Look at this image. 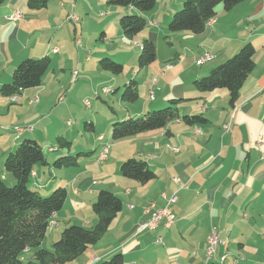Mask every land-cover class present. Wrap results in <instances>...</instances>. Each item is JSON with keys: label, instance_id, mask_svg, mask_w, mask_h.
Returning <instances> with one entry per match:
<instances>
[{"label": "crops", "instance_id": "1", "mask_svg": "<svg viewBox=\"0 0 264 264\" xmlns=\"http://www.w3.org/2000/svg\"><path fill=\"white\" fill-rule=\"evenodd\" d=\"M158 1L168 2L167 17L170 19L184 2V0ZM75 2L76 0L64 2L62 0L60 4L62 21L69 22L68 16L76 15ZM95 2L100 4L101 10H106L105 14L99 13L100 17L104 18L110 14L99 23L103 38L108 36L107 31L111 25L120 26L119 18L125 14L145 17L150 28L160 26L155 22L153 14H143L134 8H109L102 4V0ZM83 8H87L86 11L97 10L91 3ZM15 11L23 13V19L20 22L8 21L7 18ZM252 12L253 18L249 20L246 17ZM28 14L27 0H7L0 7V88L12 82L14 69L26 59L49 56L54 66L58 64L63 66L69 60L68 46L62 45L61 52L59 46L52 44L53 39L39 46L37 43L31 46L30 41L29 45L19 44L32 28L28 26V17L25 18ZM237 16L243 17L240 19L243 24L236 29V35H228L218 27L221 21L229 25L228 21ZM253 19L257 22L254 23ZM48 20L54 22L57 17L52 16L51 20ZM62 24L60 23L59 28ZM78 25L75 28V38L77 34L83 35L80 34L82 31ZM233 26L229 25L230 28ZM65 28L63 25L62 29ZM51 29L48 27L40 30ZM122 35V32L116 33L119 37L117 39L123 40ZM152 37L153 35H150L148 38L153 40ZM178 37L193 39L197 45L186 44L181 51L175 44L177 48L168 50L169 57L165 62L166 65L173 63L174 69H167L162 64L155 69L153 63L143 74L147 75L146 78L143 80L136 78L143 94L131 106H122V111L117 114L114 122L121 118L124 120L138 118L149 111L166 107L170 100L176 99L175 97L196 99L193 101L197 104L194 107L186 108L190 103L179 106L181 116L203 115L208 122L201 126H187L176 120L169 123L165 129L122 140L120 147L123 150L131 148L130 153L121 150L117 152L115 150L117 144L114 142L110 145L100 134L97 138L89 135L82 145L78 143L73 146L76 136L84 134L78 130V123L77 129L73 130L67 127L70 121L67 120L66 125L64 120L68 115L71 117L74 108L80 105L76 103V96L72 92L67 93L68 96L65 98H60V93L72 85H75L72 89L83 88L91 80L93 73L101 75L97 58L95 60L92 58L93 53L95 57L101 58L110 57L108 54L111 51L118 52L120 56L123 55L120 57L122 60L130 59L134 65L138 54L133 47L134 44L127 46L124 42V48L109 51L106 48L97 49L92 45L76 48L79 72L75 69L68 81L53 68L43 77L39 88L24 91L17 97L15 103L0 93V174L9 185H13L15 180L5 172L4 161L24 139L35 140L44 150L55 145V140L61 137L72 143L70 150L53 148L51 151L49 148L46 155L48 165L56 156L58 159L73 156L76 157L78 166L70 169L71 175L64 186L68 191V197L63 209L54 217V221L61 223L55 229V234L47 233L45 240L50 236L53 244L59 239L61 232L71 225L93 228L97 223V217L92 212V205L101 190L111 191L123 202L122 212L102 240L69 264H98L110 259L115 253L123 254L125 264H204L205 246L213 228L219 230L221 239L225 242V245L218 249V257L228 253L226 264H264V0H247L231 12L219 7L216 22L208 26L202 34L183 33L178 34ZM61 38L62 36L58 37L60 40ZM156 38L159 39V34L155 36ZM247 42L255 47L256 66L240 91L234 107L230 106L229 93L226 90H218L211 94H201L193 90L194 81L231 58ZM169 45L172 47L173 43ZM55 48L58 49V53L53 52ZM207 54L211 58L199 65L198 62ZM61 70L64 73L67 71L64 68ZM75 72L79 73L76 80ZM80 74L84 81L74 84L80 79ZM155 88L159 94L156 95L155 91L152 100L150 93ZM77 96L82 100L83 95ZM95 98L99 99L100 96ZM57 100L59 102L51 109L53 102ZM48 104H51V107L46 110ZM58 108L66 112L65 116L60 117L58 123L51 124L48 117ZM87 108L90 109L92 106ZM214 114H218L217 126L211 118ZM230 116L232 117L230 130L223 132L222 126H226ZM82 119L84 122L90 120L93 127L88 131L96 134L94 114L85 112ZM18 126L32 128V131L24 130L18 133L15 130ZM104 145L109 146V154L107 160L100 161ZM56 152L57 154H54ZM131 158L146 161L157 174V179L142 185L123 177L120 172L121 164ZM38 169L35 168V176L30 187L36 191L48 190L51 184L46 182L45 176L42 177ZM163 194L167 198L176 197L172 206L176 218L174 225L170 229L160 227L154 231L139 232L138 226L149 218L145 213L146 208L152 204L157 208L166 205ZM62 222L65 224L64 229L61 228ZM44 242L42 247L47 248ZM32 258V251H26L23 255L25 262Z\"/></svg>", "mask_w": 264, "mask_h": 264}, {"label": "trees", "instance_id": "2", "mask_svg": "<svg viewBox=\"0 0 264 264\" xmlns=\"http://www.w3.org/2000/svg\"><path fill=\"white\" fill-rule=\"evenodd\" d=\"M6 1L0 0V7ZM50 1L27 0V8L30 11H42L49 7ZM105 1L109 6L134 8L143 14L153 11L158 2V0ZM245 1L247 0H184L182 7L172 16L168 30L173 33L187 32L200 35L208 26H211L213 21L216 22L219 7L226 12H231ZM119 24L123 35L132 40L146 29L148 20L140 15L125 14L121 16ZM141 50L138 65L142 70L155 63L157 50L153 40L150 39L141 44ZM255 54V47L250 42L245 43L231 58L194 81L195 89L201 94L226 90L229 93L230 106L234 107L245 82L255 70ZM50 66L49 56L22 61L14 69L12 82L0 88L1 95L15 103L16 96L42 85L43 77ZM99 67L113 75H120L124 71L123 65L112 61L107 56L100 58ZM95 96L99 97V94L96 93ZM138 99L139 84L133 79L124 85L121 100L133 104ZM193 101L196 99H172L168 106L159 111H149L138 118L117 121L112 125V139L119 141L162 130L176 120H180L187 126L206 124L208 120L203 115H180L179 106ZM92 127V123H85L87 130H92ZM57 143L59 150H70L72 145L63 137L58 138ZM53 150L51 148V151ZM38 165L47 166L48 158L42 146L33 139H24L4 161L5 172L14 178L15 183L9 185L0 174V264H69L84 255L90 247L99 243L122 212V200L111 191L101 190L92 205V211L97 217L96 225L93 228L71 225L61 232L51 249L46 250L42 247L43 242L51 221L65 205L68 191L65 187H60L48 197H42L34 191L30 184ZM54 165L61 169H71L77 167L78 163H76V157L65 156L57 159ZM120 172L123 177L142 185L157 179V174L142 159L131 158L124 161ZM26 251L33 252V258L27 262L23 260ZM98 264H125V259L122 253H115L110 259Z\"/></svg>", "mask_w": 264, "mask_h": 264}, {"label": "rangeland", "instance_id": "3", "mask_svg": "<svg viewBox=\"0 0 264 264\" xmlns=\"http://www.w3.org/2000/svg\"><path fill=\"white\" fill-rule=\"evenodd\" d=\"M73 1V0H72ZM64 2V0H63ZM62 3V0H51V6L48 7L45 10L42 11H30L29 10V14L28 16L25 15V18L28 17V26H31L32 28L30 29V33H28L27 37L25 39H22L19 44H27L29 45V41H30V45H34V44H44L47 41H49L50 39H53V45H57L60 47L61 52H63V46H68V50H69V60H67L63 66H61V64H58L57 66H54V63H52L51 61V66L50 69L48 71L51 72L53 70V68L56 70L57 74H61L63 77H65V80L68 81L69 76H71V74L73 73V71L75 69H77V71L79 72V68H77V47H76V41L79 39L82 41V45L83 46H88V45H92L94 47H97V49L103 48V49H107L108 51L111 49H118V48H124V42L127 43V46H131L133 45V47L135 48V50L138 52L137 54V58L134 61V65L133 63L130 62V59H124L122 60V56H120V54L118 52H114L111 51L110 54L111 55L109 58L118 63L123 65L124 67V71L123 73H121L120 75H113L112 73L108 72V71H99L101 75H97L96 73H93V76L91 77V80H89L85 86L83 88H73L75 85H72L71 87H67L66 91H64L63 93H60V98L61 97H66L68 96L67 93L72 92V94L74 96H76V103L78 105H80V107L78 106V108H74V114H72L71 117H69V115L67 116V118L64 120V123H66L67 125V120H69V124H68V128L70 129H77L76 125L78 123V130L81 131L83 136H76V140H74L73 142V146L78 145V143H80L82 145V143L86 142V138L90 135L93 138H97V136L103 135L106 140L109 141L110 145L113 144L114 142L117 144V148L115 149L117 152L124 151V152H132V149L127 148L125 150L122 149V147H120L122 140H127L129 138L126 139H122L119 141H115L112 139V125L115 123L114 121H116L117 118V114L121 113V107L122 106H126L129 107L132 104L129 103H125L123 101H121V96L124 92V85L129 83L130 80H133L137 78V80H143L144 78H146L147 75H143L145 73L146 70H148L150 67H148L147 69L141 70L139 68L138 65V58L141 54V43H143L145 40H151V38H148L150 35H153L152 39L153 42L158 50V59L155 61L154 63V67L153 68H157L158 66H160V64L164 65L165 68L169 69L168 66H172L174 67L173 63H168L167 65L165 64L166 59L169 57V53L168 50L169 49H175L177 47H179L182 50L183 47H185L186 44H190V45H197V43L194 42L193 39L189 40V39H182L180 37H178V34H183V33H187V32H179V33H173L170 32L168 30V25L172 19L168 18V12H169V6H168V2H161L158 1L156 4V7L153 11L148 12L149 14H153L155 15V22L160 25L159 27H155V28H150L149 25L146 27V29L140 33L139 35H137L134 39L130 40L127 39L124 35L123 36V40L121 39H117L119 37L116 36V33H120L121 34V29L120 26H113L111 25L108 28L107 34L108 36L106 38L101 37V32H100V21L103 19L108 18V16L110 15L109 13L103 18L100 17L99 15L101 13H106V10H101L100 4L96 3L95 0H76L75 4L76 9L75 10V14L77 16H79L81 22L78 25V28H80V31H82L83 34L82 36L77 34V38H75V28L76 26L74 25V23L72 22H66V21H62L63 19L61 18V8H60V4ZM88 3L93 4V8L97 10L94 11H86V9L83 8L88 6ZM102 4H104L106 7L109 8H120V7H116V6H109L106 4L105 0H102ZM100 13V14H99ZM176 13V12H174ZM173 13V15H174ZM254 12H252L251 14H249L250 16L246 17L249 18V20L251 18H253V14ZM172 15V16H173ZM52 16H56L57 20L54 22H49L48 19L51 20ZM112 16V15H111ZM110 16V17H111ZM243 17L241 16H237L235 18H232L231 21H228L229 25H234L232 28L229 27L228 24H226L225 22H220L219 24V28L223 29L225 32H227L228 35H236V29L238 28V26L242 25L243 23L241 22L240 19H242ZM120 19V18H119ZM170 19V20H169ZM120 22V20H119ZM253 22L256 23V19H253ZM51 23H54L51 25ZM60 23L62 24L59 28ZM56 24V25H55ZM50 25V26H49ZM65 25L66 28L62 29V26ZM51 27V30L48 31H41L40 29L43 28H48ZM85 32L87 33L85 35ZM159 34V39H155V36L157 37V35ZM55 36V37H53ZM62 36L61 40L58 39V37ZM76 40V41H75ZM143 41V42H142ZM61 42V44H59ZM139 43V44H138ZM169 43H173V46L170 47ZM138 44V45H137ZM176 44V46H175ZM182 46V47H181ZM92 51H95L94 49H92ZM80 52L82 53V50H80ZM44 57V56H43ZM42 56H40L39 58L36 59H41L43 58ZM99 57V56H98ZM95 57L94 53H93V57L94 60L95 58L97 61V65L99 66V61L100 58ZM34 59V58H33ZM93 60V61H94ZM207 61H205L204 63H206ZM199 64V62H198ZM202 65V64H199ZM263 65V63L261 62V66ZM64 68L66 69V73H64L61 69ZM175 68V67H174ZM173 68V69H174ZM141 71V72H140ZM157 79H155L156 81ZM84 79L82 78L81 74H80V79L78 80V82L74 83V84H78L83 82ZM160 81V80H159ZM109 87L112 90L111 94L108 95H104L103 89ZM120 87V88H119ZM160 87H162V83L160 85ZM119 88V89H118ZM193 90L197 93H199L195 87H194V82H193ZM116 91V93H115ZM143 90H141L140 85H139V98L140 95H142ZM156 91V95L159 94L155 88ZM84 93V94H83ZM98 93L100 98L96 99L95 94ZM67 94V95H66ZM78 94H80V96H82V100L81 98H78ZM20 96V95H19ZM70 96V95H69ZM146 96L147 93H146ZM18 97V96H16ZM88 97V98H87ZM176 99H180V97H175ZM185 99L187 98H191V97H183ZM59 100V99H58ZM54 101L53 105L51 107V104H48L46 106V110H49V107H51V109H53V107H55V105L59 102V101ZM88 100L91 103L92 108H87L85 106V101ZM139 100V99H138ZM61 102V100H60ZM221 102V101H219ZM189 106L187 105L186 108H190L191 106L194 107L195 105H197L194 102H189ZM186 104V102H185ZM169 105V104H168ZM167 105V106H168ZM164 108V107H163ZM163 108L157 109V110H153V111H159ZM52 111V110H51ZM85 112H92L94 114V119L96 120V126H97V132L92 133L88 130L85 129V123H91L90 120L89 122H84V120L82 119V115ZM183 110L181 111V114L183 115ZM231 112L233 113L232 109ZM65 111H61L59 108L56 109L52 115H50L48 118L50 119V123H58L57 120L60 119V117L65 116ZM231 113V114H232ZM234 114V113H233ZM186 115V114H184ZM212 119H214L215 121V125L217 123V118H218V114H214L211 117ZM230 119V120H229ZM229 120V121H228ZM228 123L226 124V126H222L223 127V132L225 131H229L230 130V126L232 123V117L230 116L228 118ZM117 121H124V118H121V120H117ZM223 123H225L223 121ZM21 125V124H19ZM218 125V124H217ZM216 125V126H217ZM22 126H18L16 127V130ZM225 130V131H224ZM84 137V138H83ZM55 145H51L48 147L49 148H55L57 150L58 148V143L57 140H55ZM54 146V147H53ZM128 146V145H126ZM48 149L44 150L45 155L48 154ZM59 149V148H58ZM111 149V146H110ZM75 156L77 155L76 152ZM53 154V153H52ZM54 154H57L54 153ZM95 154V153H94ZM94 154H92V156H94ZM118 154V153H117ZM111 155V154H110ZM114 156H116V154L114 153ZM95 157V156H94ZM55 160H51L50 164L48 166H41L38 165L37 167L39 168L38 170H40V175L43 177L45 176V180L46 182H49V184H51L50 188L48 190H37V192L42 196V197H48L50 196L54 191H56L57 189H59L60 187H64L66 181H68L69 176L71 175L70 169H61L58 167H55L54 162L58 159V156H56V158H54ZM88 162H83V164H87ZM56 177H53L55 176ZM36 191V190H34ZM93 212V211H92ZM57 222V221H56ZM61 223V222H59ZM58 222L57 224L60 225ZM57 225V227H58ZM64 223L62 222L61 224V228L64 227ZM84 225V224H83ZM57 227H53L52 225L49 227V233L51 234H55L56 233V228ZM64 229V228H63ZM217 229V228H216ZM52 238L49 236L47 237V239L44 242V245L47 247L45 248L46 250L51 249L52 246ZM56 241V240H55Z\"/></svg>", "mask_w": 264, "mask_h": 264}, {"label": "built area", "instance_id": "4", "mask_svg": "<svg viewBox=\"0 0 264 264\" xmlns=\"http://www.w3.org/2000/svg\"><path fill=\"white\" fill-rule=\"evenodd\" d=\"M23 18V14L20 11H16L13 14H11L7 20L11 21V22H19L21 21V19ZM68 20L72 23H74V25H78L80 22V19L77 15L71 14L68 17ZM215 21L212 22V24ZM211 24V25H212ZM76 46L78 48H82V42L80 40L76 41ZM54 53H58V49L55 48L53 50ZM210 56L206 55L201 61H199V64H203L205 61L209 60ZM169 69H172V66H168ZM79 78V73L75 72V79ZM103 94H110L112 93L111 88L106 87L103 89ZM150 97L153 100L154 99V95H155V89L151 90L150 93ZM13 101H15V99H12ZM38 101V99H36V102ZM85 105L87 107H90L91 104L89 101L85 102ZM24 130H32V128H18L16 131L18 133H22ZM102 140V137L100 138ZM109 154V146L108 145H104L101 153H100V161H105L107 160ZM165 199L166 205L163 208H157L155 205H151L150 207L146 208L145 213H147V215L149 216V218L144 221L143 223H141L138 226V231L142 232L145 230H149V231H154L157 230L160 227H164L166 229H170L172 228V226L174 225L176 218L175 215L173 213L172 210V206L174 205L175 201H176V197H170L167 198L164 194L162 196ZM51 225L53 227H57V222L54 221V219L51 221ZM225 245V242L222 241L221 236H220V232L218 229L213 228L211 230L210 235L208 236L207 239V243L205 246V262L204 264H226L227 259H228V253H225L224 255L218 257V249Z\"/></svg>", "mask_w": 264, "mask_h": 264}, {"label": "bare ground", "instance_id": "5", "mask_svg": "<svg viewBox=\"0 0 264 264\" xmlns=\"http://www.w3.org/2000/svg\"><path fill=\"white\" fill-rule=\"evenodd\" d=\"M15 130H16V128H15Z\"/></svg>", "mask_w": 264, "mask_h": 264}]
</instances>
